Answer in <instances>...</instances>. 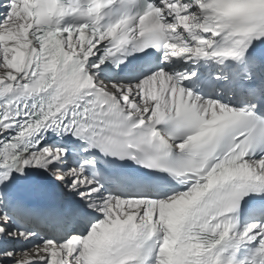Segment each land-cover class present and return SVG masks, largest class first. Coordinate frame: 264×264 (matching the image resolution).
<instances>
[{
  "label": "snow or ice",
  "instance_id": "6c2138e0",
  "mask_svg": "<svg viewBox=\"0 0 264 264\" xmlns=\"http://www.w3.org/2000/svg\"><path fill=\"white\" fill-rule=\"evenodd\" d=\"M0 264H264V0H0Z\"/></svg>",
  "mask_w": 264,
  "mask_h": 264
}]
</instances>
